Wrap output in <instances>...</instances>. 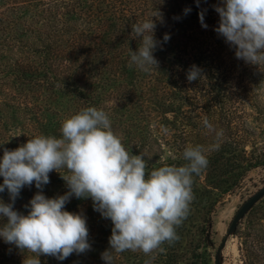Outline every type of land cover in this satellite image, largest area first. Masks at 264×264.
<instances>
[{"label":"trees","instance_id":"obj_1","mask_svg":"<svg viewBox=\"0 0 264 264\" xmlns=\"http://www.w3.org/2000/svg\"><path fill=\"white\" fill-rule=\"evenodd\" d=\"M158 2L0 0V33L7 32L8 36L13 33L17 38L31 30H42L40 26L44 23H53V28H58L69 20H87L89 32L84 31V38L61 51V57L77 64L74 76L69 74L66 88L77 95L83 94L85 87H80L76 81L78 75H82L81 83L88 80L89 85L95 88L94 93L86 95L89 97L83 103L85 107L101 108L102 102L109 99L107 97L112 98L116 105L114 111L108 113L109 118L119 119L127 136L140 141L141 147L148 141L150 128L156 123V131L166 136L172 144L175 158L160 164L147 162L149 170L164 164L185 163L182 153L189 143H214L215 132L209 134L203 126V119L207 117L217 131H223V136L219 149L209 154V164L202 174L216 177V171L223 172L229 188L240 186L249 170L264 165L262 158L254 156V148L247 149L251 132L246 123L251 114L247 111L248 105L255 106L259 102L255 98L253 100V93L264 89V66L258 68L238 60L234 48L214 31L219 21L214 6L220 0H201L199 7L195 0ZM156 7L163 14V22L157 21L155 31L156 38L162 41V47H158L154 53L159 65L158 69L144 72L135 66L129 67V48L136 50L139 46V41L130 37L131 27L150 18ZM186 8L191 9L187 14L184 12ZM201 10H204L207 28L201 26ZM166 33L170 39L164 43ZM49 46L45 48V57L53 59L56 55L52 54ZM41 62L35 61L34 67L39 75L42 73L41 67L46 66L44 60ZM50 65L52 63L48 65L52 68ZM192 65L201 68L205 78L189 82L186 74ZM24 75L38 77L33 71ZM59 81L46 80L43 83L47 87H55ZM63 93L62 88L59 94L57 92L58 95ZM43 97L46 98V93ZM53 105L56 107L50 101L42 107L39 114L43 119L38 123L37 134L60 136L57 131L58 112L52 109ZM65 109L70 113L76 109L74 112H78L81 108ZM177 120L183 125L180 130L172 126ZM201 175L194 178L193 192L201 182ZM228 178H232V182ZM83 201L86 202V199L75 201L72 205ZM204 234L206 244L211 245L212 213L207 219ZM164 246L168 247L167 244ZM78 260L74 261L78 263ZM51 264L68 262L64 260Z\"/></svg>","mask_w":264,"mask_h":264},{"label":"clouds","instance_id":"obj_2","mask_svg":"<svg viewBox=\"0 0 264 264\" xmlns=\"http://www.w3.org/2000/svg\"><path fill=\"white\" fill-rule=\"evenodd\" d=\"M195 2L199 7L201 0ZM162 3L159 0L158 4ZM214 10L219 16L214 31L234 48L235 57L258 68L264 66V0H220ZM190 11L184 9L185 14ZM204 15L201 10L199 20L207 28ZM157 21L163 22L158 7L150 18L132 25L130 37L139 41V46L129 48V67L144 72L158 69L154 53L162 41L155 36ZM169 39L170 35L164 34L163 42ZM186 77L189 82L205 78L196 65L188 69ZM203 126L207 133L215 132L214 143H189L182 153L185 163L152 170L143 155L124 146L108 113L93 106L66 118L59 137L37 134L15 149L3 148L0 193L7 191L9 201L0 198V221L6 218L0 223V238L23 254H32L24 255L23 264H41L42 255L63 261L73 253L83 254L91 250L87 217L66 210V205L72 197L91 199L93 210L112 224L109 247L101 253L105 264H113L114 254L126 251L154 260L166 252L165 244L179 240L177 228L190 214L195 198L194 178L206 170L209 154L220 147L223 131H217L207 117ZM61 169L66 174H61ZM53 171L68 191L49 198L43 189ZM33 185L38 191L24 206V214L14 205L21 190Z\"/></svg>","mask_w":264,"mask_h":264},{"label":"rangeland","instance_id":"obj_3","mask_svg":"<svg viewBox=\"0 0 264 264\" xmlns=\"http://www.w3.org/2000/svg\"><path fill=\"white\" fill-rule=\"evenodd\" d=\"M52 25L53 23H44L40 26L42 30H31L27 32L28 34L19 35L17 38H14L13 33L9 36L7 32L0 33V145H2L0 156L3 155V148L15 149L28 138L37 135L40 126L38 123L43 119L39 113L46 102L53 101L56 104L52 109L58 112L59 133L62 122L78 110L69 113L65 108H84L86 105L83 103H86L89 97L86 95L89 92L94 93L95 88L89 85L88 80L87 83H81L82 75H78L76 81L79 83L77 85L85 87V90L79 88L84 91L83 94L77 95L66 88V83L70 80L69 74L74 76L73 73L77 71L74 68L77 64L60 56L62 50L69 49L74 41L78 43L84 38V31L89 32L87 20H69L68 23L60 24L58 28H53ZM48 46L52 54L56 55L53 59L45 57V48ZM43 60L46 66L41 67L42 73L39 75L34 68L35 61ZM49 63H52L50 65L52 68L48 67ZM78 63L81 64V61ZM32 71L38 77L24 75ZM54 79L60 80L55 87H47L43 83L46 80L55 81ZM61 88L64 93L58 95ZM256 92L252 97L259 102L255 103V106L248 105L247 108L248 113H251L246 120L251 132L247 149L254 148V156L264 160V89ZM45 93L46 98L43 97ZM107 98L109 99L102 102L101 108L111 113L116 102L110 97ZM110 121L113 131L121 137L124 146L134 154L143 155L147 162L160 164L175 158L172 144L167 141L166 136L156 131V123H151L154 124L150 128L151 136L141 147L140 141L127 136L124 125L119 119L110 118ZM181 123L177 120L172 126L180 130L183 128ZM60 173L66 174V170H60ZM216 173V177L201 175V182L194 192L195 198L191 204L190 214L177 228L179 240L168 247L164 246L165 253L157 254L152 260L143 253L126 251L118 255L114 254L113 264H145L146 261L149 264H216L215 257L222 241H225L220 252L222 264H264V197L245 214L234 232H228L230 223L242 204L264 186V165L249 170L240 186L235 188L228 187L223 172L216 171ZM228 180L232 182V178ZM37 191L35 185L24 187L15 202V209L27 214L24 206ZM43 191L51 198L63 195L68 189L60 175L53 171L50 173V183L44 186ZM0 198L8 202L7 191L0 193ZM75 201L80 199L72 197L69 206L66 205V210L82 212L87 217L91 250L79 255L73 253L65 260L68 264H105L101 259V253L109 247L111 221L102 218L93 210L91 199L72 205ZM211 213L213 241L208 245L205 242L204 228ZM3 222H6V218L0 221ZM24 255L32 254H23L14 245L6 244L0 238V264H23ZM40 257L41 264L60 261L51 256ZM77 258H79L78 263L74 261Z\"/></svg>","mask_w":264,"mask_h":264},{"label":"water","instance_id":"obj_4","mask_svg":"<svg viewBox=\"0 0 264 264\" xmlns=\"http://www.w3.org/2000/svg\"><path fill=\"white\" fill-rule=\"evenodd\" d=\"M264 197V186L252 194L240 207V209L236 212L235 216L233 217L228 232L232 233L237 229L239 221L245 216V214L262 198ZM225 241H222L220 247L218 248L215 260L216 264H222L220 259V252L222 247L224 246Z\"/></svg>","mask_w":264,"mask_h":264}]
</instances>
